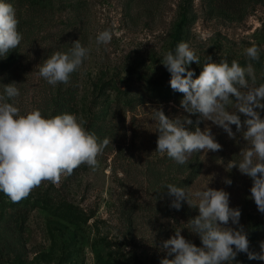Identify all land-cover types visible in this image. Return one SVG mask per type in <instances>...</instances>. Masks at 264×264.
I'll return each instance as SVG.
<instances>
[{
  "label": "rangeland",
  "instance_id": "1",
  "mask_svg": "<svg viewBox=\"0 0 264 264\" xmlns=\"http://www.w3.org/2000/svg\"><path fill=\"white\" fill-rule=\"evenodd\" d=\"M23 33L20 45L0 58L2 83H18L15 103L21 114L40 109L46 117L63 112L82 116L86 128L109 140L95 169L81 164L53 184L42 181L29 195L13 202L0 192V264H160L162 242L187 228L198 208L182 202L170 206L168 183L192 191L208 187L230 194V207L241 210L239 225L248 234L249 251L260 252L264 213L251 199L252 180L228 162L246 147L242 133L230 138L210 126L222 145L217 151L192 153L177 164L158 153L153 109L170 118L189 115L180 107L183 93L170 87L163 55L185 41L201 65L216 61L252 63L255 82L264 83V0H10ZM112 32L109 44L97 45L99 31ZM80 40L90 49L67 84L49 85L38 65L56 51ZM255 43L260 59L245 49ZM264 117V110H259ZM195 127L198 114L190 117ZM245 117L241 114V120ZM232 184L225 183V179ZM202 246L200 237L182 231ZM171 258V257H169ZM233 264H264L239 253Z\"/></svg>",
  "mask_w": 264,
  "mask_h": 264
},
{
  "label": "clouds",
  "instance_id": "2",
  "mask_svg": "<svg viewBox=\"0 0 264 264\" xmlns=\"http://www.w3.org/2000/svg\"><path fill=\"white\" fill-rule=\"evenodd\" d=\"M16 8L10 0H0V58H6L23 40L19 30ZM112 40L108 29L99 31L97 45H107ZM90 49L80 40L67 51H56L39 64V75L49 85L67 84L70 75L77 71L87 58ZM250 61L260 59L255 43L245 49ZM201 65L200 58L188 42L181 41L174 50L167 51L161 60L170 73V87L183 93L180 107L189 115L175 118L167 116L163 108L153 109V119L158 132V153L183 165L194 152L217 151L222 145L216 140L210 126L203 129L200 120L211 121L234 138L242 133L246 147L240 151L241 159L228 162L227 170L238 168L252 180L251 199L258 211L264 213V83L254 85L252 63L242 66L236 59L216 61L207 56L198 76L190 65ZM0 90V192L13 202H19L42 181L57 183L62 174L70 175L81 164L92 168L99 166L98 155L108 145L107 138L100 139L86 128L87 121L74 113L63 112L54 116L33 109L21 114L15 100L20 96L18 83H2ZM198 114L193 128L192 115ZM241 114L245 119L241 120ZM232 184V180L225 179ZM209 185V184H208ZM204 187L192 191L188 187L168 183L167 194L172 197L170 206L181 209L182 202L198 208L199 215L188 220L187 228H175V233L160 245L166 256L160 264H233L237 255L247 253L249 260L264 261V241L260 252L249 251L248 234L239 225L241 210L230 207V194L224 189ZM200 237L197 246L182 235V231ZM171 257V258H169Z\"/></svg>",
  "mask_w": 264,
  "mask_h": 264
}]
</instances>
